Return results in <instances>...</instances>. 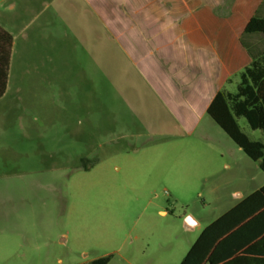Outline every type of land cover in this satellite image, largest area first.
Listing matches in <instances>:
<instances>
[{"label":"crops","instance_id":"1","mask_svg":"<svg viewBox=\"0 0 264 264\" xmlns=\"http://www.w3.org/2000/svg\"><path fill=\"white\" fill-rule=\"evenodd\" d=\"M163 16L166 30L157 29ZM254 16L264 18V0H0V27L13 37L3 149L22 150L38 113L60 121L58 142L82 137L100 179L145 190L173 177L216 178L219 148L187 140L215 96L264 54L263 35L245 33Z\"/></svg>","mask_w":264,"mask_h":264},{"label":"rangeland","instance_id":"2","mask_svg":"<svg viewBox=\"0 0 264 264\" xmlns=\"http://www.w3.org/2000/svg\"><path fill=\"white\" fill-rule=\"evenodd\" d=\"M150 10L141 8L142 15ZM165 17L157 29L170 27ZM41 115L26 122L22 150L3 149L0 124V264H89L107 256L108 264H181L202 232L239 203V194L248 197L264 186L259 164L209 116L187 144L219 148L218 176L173 177L138 190L125 179H100L82 137L74 146L67 136L58 142L52 133L60 121ZM239 125L251 140L264 142L245 119ZM188 217L200 225L191 229Z\"/></svg>","mask_w":264,"mask_h":264},{"label":"trees","instance_id":"3","mask_svg":"<svg viewBox=\"0 0 264 264\" xmlns=\"http://www.w3.org/2000/svg\"><path fill=\"white\" fill-rule=\"evenodd\" d=\"M245 33L264 37V18H251ZM12 46L13 37L0 27V98L7 86ZM208 115L264 172V142L251 140L239 125V119H245L251 130L264 134V54L240 73L235 93L222 90L215 96ZM246 254L247 264H264V186L210 224L181 264H242ZM110 259L89 264H108Z\"/></svg>","mask_w":264,"mask_h":264}]
</instances>
